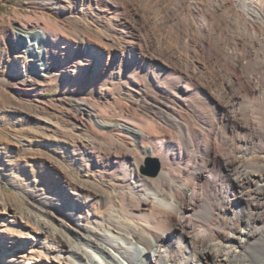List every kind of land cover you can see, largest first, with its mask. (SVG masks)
<instances>
[{
    "label": "bare ground",
    "instance_id": "bare-ground-1",
    "mask_svg": "<svg viewBox=\"0 0 264 264\" xmlns=\"http://www.w3.org/2000/svg\"><path fill=\"white\" fill-rule=\"evenodd\" d=\"M169 1L8 19L12 112L41 133L13 134L32 161L0 155L32 208L0 201V264H264V0ZM56 82L62 99L30 98Z\"/></svg>",
    "mask_w": 264,
    "mask_h": 264
},
{
    "label": "rangeland",
    "instance_id": "rangeland-1",
    "mask_svg": "<svg viewBox=\"0 0 264 264\" xmlns=\"http://www.w3.org/2000/svg\"><path fill=\"white\" fill-rule=\"evenodd\" d=\"M31 1L32 0H0V113H2V116L0 115V155H3L6 151H14V160L17 162L32 161V159H35L39 156V151L35 148H27L19 145L17 143L16 137H14L13 134L25 132V130H28L29 128L32 129V132L41 133V131L39 130L41 126H18V123L15 119L18 116L12 112L14 111L12 109V106L17 105V103L12 94L15 89H11V87H24V83H20L17 81L11 82L8 80V71L14 61L10 57H8V53L11 52L10 45L13 44V41L9 37L8 30H5V26H11L12 23H8V19L15 17V12L18 15H21V11L19 10L25 9V6H23V4ZM171 3L172 0H170L167 5H170ZM60 88L61 87L59 83L56 82L54 83V87H52L50 90L42 91L41 96L39 98H37L35 94H31L29 96L32 100L39 99L41 101H52L60 98L62 99L63 97H61L62 92ZM67 102L68 105L70 104L73 105L74 108H77L76 104L72 101L70 96H67ZM34 105H36V103ZM38 113L40 114V117H48L49 120L52 122L56 121V119H58V121H64L66 129H70L71 126H79L78 122L75 119L70 118L66 113H63L60 109H56L55 111L49 108L44 109V111L38 109ZM110 122L115 123L119 121L115 120V122ZM87 135L91 136L89 133H87ZM148 160L149 158L145 160L141 169V171H143L142 173L145 175H147L144 170L148 168ZM12 174L13 172H9L0 167V201L5 202L6 204H8V206L11 205L15 208L29 211L32 209L29 205L31 203V200L30 198L24 195V189L22 188L21 183L19 182L20 178L18 181L19 183L17 184V182H15L11 178ZM24 182L26 181L24 180ZM23 197L25 198V200H23ZM7 216L8 215L0 216V224L3 221L5 222L4 218ZM8 250L9 247H5L4 249L2 248L0 255H5Z\"/></svg>",
    "mask_w": 264,
    "mask_h": 264
},
{
    "label": "water",
    "instance_id": "water-1",
    "mask_svg": "<svg viewBox=\"0 0 264 264\" xmlns=\"http://www.w3.org/2000/svg\"><path fill=\"white\" fill-rule=\"evenodd\" d=\"M159 171H160V166L158 164V161L155 159H149L148 168L144 170V172L151 176H157Z\"/></svg>",
    "mask_w": 264,
    "mask_h": 264
}]
</instances>
